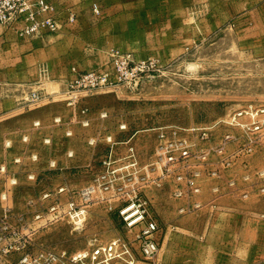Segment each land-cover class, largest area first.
Returning <instances> with one entry per match:
<instances>
[{"label": "rangeland", "instance_id": "374dc122", "mask_svg": "<svg viewBox=\"0 0 264 264\" xmlns=\"http://www.w3.org/2000/svg\"><path fill=\"white\" fill-rule=\"evenodd\" d=\"M39 1L17 0L15 18L1 24L22 36H43L46 51L39 78L24 79L28 88L22 105L30 112L0 123V213L6 203L16 212L24 211L28 199L39 200L45 188H83L102 170V159L111 149L104 136H113L118 154L126 150L123 142L132 138L145 165L153 159L160 126L216 125L218 135L229 129L219 122L233 110L264 101V0H44V8ZM29 4L39 19L53 18L55 27L24 34ZM92 71L107 75L108 81L93 92L82 91L76 106L59 96L39 106H31L27 99L32 90L46 97L62 93ZM253 160L248 169L254 173L264 169V148ZM243 169L240 165V174ZM6 190L9 198L3 199ZM145 190L163 228L161 241L166 227L174 223L185 236L198 238L215 222L219 204L214 198L209 202L216 206L210 203L181 214V203L165 187ZM224 199L220 205L227 212L243 202ZM247 202L251 224L238 232L247 245L239 247L237 255L230 247L222 248L221 264H264V192ZM234 221L227 218L228 228ZM135 232L124 228L116 211L99 205L81 230L60 220L40 230L35 240L72 253L89 248L93 240L107 243L132 238ZM222 235L230 238V232ZM135 257V264H158L159 259L158 255L155 261H146L137 251ZM214 258L208 255L206 263ZM181 261L176 247L169 264Z\"/></svg>", "mask_w": 264, "mask_h": 264}, {"label": "built area", "instance_id": "2783aa9c", "mask_svg": "<svg viewBox=\"0 0 264 264\" xmlns=\"http://www.w3.org/2000/svg\"><path fill=\"white\" fill-rule=\"evenodd\" d=\"M38 3L43 8L46 4L44 0ZM18 5L17 0H0V24L13 21ZM30 7L31 4L27 5L26 12L30 13L25 20L29 24L24 34L55 27L53 18L39 19ZM107 81V75L92 71L82 74L62 93L52 92L46 97L43 92L32 90L27 99L31 106H39L46 99L59 96L76 106L82 91L93 92ZM83 123L88 125L89 120ZM219 123L229 129L218 135L216 125L160 126L153 159L145 165L131 143L132 138L123 142L126 150L118 154L114 150L113 136H104L111 149L102 159V170L83 188L70 189L63 185L45 188L39 200L28 199L22 212H16L10 203L3 206L0 264H111L117 260L135 264L136 251L144 260L152 262L161 250L163 228L153 215L152 201L145 188L165 187L174 200L181 201L178 208L181 214L193 213L211 203L201 199L204 183L208 181L214 182L212 193L218 200L237 194L248 197V189L254 187L264 192V169L255 173L248 169L249 159L264 148V101L249 102ZM121 129H126V124H122ZM240 165L244 167L243 174L238 171ZM7 179L12 184L17 183L15 177L7 176ZM2 198H9L7 190ZM216 204L211 203V206ZM99 205L116 211L126 230H136L133 237L115 238L107 243L93 240L89 248L72 253L55 251L36 242L38 232L56 221L66 220L74 230H81L94 206Z\"/></svg>", "mask_w": 264, "mask_h": 264}, {"label": "crops", "instance_id": "0c3cea01", "mask_svg": "<svg viewBox=\"0 0 264 264\" xmlns=\"http://www.w3.org/2000/svg\"><path fill=\"white\" fill-rule=\"evenodd\" d=\"M45 51L46 41L43 36H22L14 28L0 24V123L24 116L30 112L31 109H26L27 105H22L25 90L28 88L24 79L30 75L36 77V79L39 78L41 65L44 63L42 62L44 59L42 56ZM19 131H21V134H26L24 129ZM19 131H17V134ZM9 135H11V132H8ZM253 159L254 156L250 158L251 166ZM213 184L214 182L211 181L204 183V193L201 197L203 201L209 202L215 198L212 193ZM248 190H250V194L245 198L237 194L224 196L219 200L216 199L219 210L217 207L214 217L215 222L210 226L206 225L205 233L201 237L191 238L185 236V233L179 232L180 227L174 225L175 223L170 227L168 226L169 228L166 227V234L161 241L162 247L158 264H169L176 247H178V252L182 256V264H207L208 255L215 257L214 261H210L209 264H221L218 261V256L222 254L220 250L227 247H230L231 254L237 255L239 247L247 245L246 238L238 232L240 230L244 231L249 223L251 224L248 216L249 205L247 200L261 193L257 187ZM224 198L240 199L239 201L243 202L237 204L235 211L227 212L220 205ZM174 201L177 204L181 203V201ZM176 213H178L177 210ZM227 218H231L232 221L235 220L231 228H228ZM181 229L184 230V228ZM228 232H230V238L222 235L223 233L228 234Z\"/></svg>", "mask_w": 264, "mask_h": 264}]
</instances>
